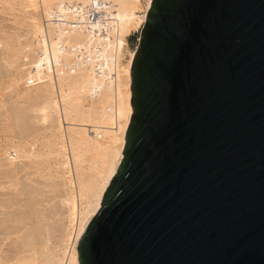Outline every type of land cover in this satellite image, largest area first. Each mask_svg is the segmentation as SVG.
I'll return each instance as SVG.
<instances>
[{
  "label": "water",
  "instance_id": "1",
  "mask_svg": "<svg viewBox=\"0 0 264 264\" xmlns=\"http://www.w3.org/2000/svg\"><path fill=\"white\" fill-rule=\"evenodd\" d=\"M132 76L80 264H264V0H153Z\"/></svg>",
  "mask_w": 264,
  "mask_h": 264
},
{
  "label": "bare ground",
  "instance_id": "2",
  "mask_svg": "<svg viewBox=\"0 0 264 264\" xmlns=\"http://www.w3.org/2000/svg\"><path fill=\"white\" fill-rule=\"evenodd\" d=\"M152 1L20 0L26 42L0 19V264H80L79 241L123 159L127 41ZM49 193L61 205L48 209ZM63 208L67 224L53 225Z\"/></svg>",
  "mask_w": 264,
  "mask_h": 264
},
{
  "label": "rangeland",
  "instance_id": "3",
  "mask_svg": "<svg viewBox=\"0 0 264 264\" xmlns=\"http://www.w3.org/2000/svg\"><path fill=\"white\" fill-rule=\"evenodd\" d=\"M8 4H6L5 2H8ZM149 0H142V4L143 7H146L148 5ZM153 2V1H152ZM3 3V4H2ZM12 3V4H11ZM11 4V5H10ZM19 4V5H18ZM152 5V3H151ZM7 6V7H6ZM20 6V0H0V19L1 22H4V25H8L9 28L11 27L12 29H9L10 32H12V34L14 33L15 35H22V41L24 40V42H26L28 40V35H27V28H25L26 26H18V24L15 23V20L17 18V21L21 20L20 22H22V20H24L25 22L29 21L27 20V16L28 13H26L27 11H29L30 9H24V7H22V9L20 8L22 6ZM12 7V8H11ZM6 8V9H5ZM4 9V10H3ZM13 9V10H12ZM16 9V10H15ZM21 9V10H20ZM18 10V11H17ZM5 11V12H4ZM31 11V10H30ZM7 12V13H6ZM14 12V13H13ZM26 14V15H25ZM19 15V16H18ZM18 16V17H17ZM26 18V20H25ZM19 19V20H18ZM4 20V21H3ZM23 21V22H24ZM6 22V23H5ZM22 22V23H23ZM146 21L144 22V24L141 26V28L138 31H135L132 35H130L128 37V41H127V58H129L132 54H134V52L137 51L139 44H140V38H141V30L143 29V27L145 26ZM23 27V28H22ZM15 28V29H13ZM27 35V36H26ZM24 36V37H23ZM27 38V39H26ZM133 51V53L131 52V50ZM24 85V84H23ZM0 134V141L2 142H6V137H3L4 135ZM7 143V142H6ZM124 157V155H123ZM121 164V163H120ZM49 203H47L46 207L49 209L50 207H53L51 209H54V205L60 204V199L59 198H54L55 197V193H49ZM54 199V201H53ZM59 199V201L57 200ZM56 200V201H55ZM54 202V203H53ZM58 202V203H57ZM61 205V204H60ZM64 211V208L62 209V212ZM56 218V219H55ZM53 218L50 222L55 225H66L67 224V220H66V210L65 212H63V216H59V217H55ZM54 220V221H53ZM56 220V221H55ZM60 223V224H59ZM53 224V225H54Z\"/></svg>",
  "mask_w": 264,
  "mask_h": 264
}]
</instances>
